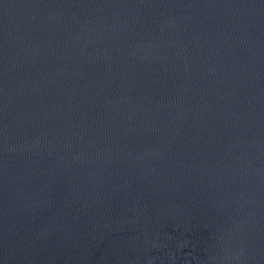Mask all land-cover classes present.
<instances>
[{"label": "water", "instance_id": "obj_1", "mask_svg": "<svg viewBox=\"0 0 264 264\" xmlns=\"http://www.w3.org/2000/svg\"><path fill=\"white\" fill-rule=\"evenodd\" d=\"M0 264H264V0H0Z\"/></svg>", "mask_w": 264, "mask_h": 264}]
</instances>
